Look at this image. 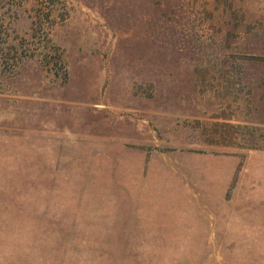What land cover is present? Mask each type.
Segmentation results:
<instances>
[{"label": "rangeland", "instance_id": "374dc122", "mask_svg": "<svg viewBox=\"0 0 264 264\" xmlns=\"http://www.w3.org/2000/svg\"><path fill=\"white\" fill-rule=\"evenodd\" d=\"M0 264H264V0H0Z\"/></svg>", "mask_w": 264, "mask_h": 264}]
</instances>
